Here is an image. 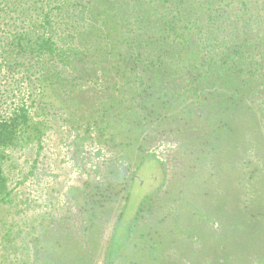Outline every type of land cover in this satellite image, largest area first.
<instances>
[{"label":"rangeland","instance_id":"374dc122","mask_svg":"<svg viewBox=\"0 0 264 264\" xmlns=\"http://www.w3.org/2000/svg\"><path fill=\"white\" fill-rule=\"evenodd\" d=\"M86 1L0 0V11L7 5L0 27L12 34L21 27L14 3L30 20L49 14L56 37H73L65 42L81 53L84 68L100 69L92 81L64 83L69 108L47 115L38 156L35 145L12 152L6 167L12 203L0 206V264H56L55 255L66 250L56 249L57 239L83 229L91 253L71 251L66 264H106L118 237L127 243L112 264H264V0L161 1L180 33L188 22L201 27L177 42L168 37L164 68H140L151 88L152 74L166 83V109L141 128L138 100L104 114L113 105L106 96L120 98L133 86L119 89L118 55L111 58L107 41H99L83 13ZM208 35L231 46L247 40L252 59L245 60V76L224 83L229 73L212 68L199 79ZM107 38L121 52L131 48L130 37Z\"/></svg>","mask_w":264,"mask_h":264},{"label":"trees","instance_id":"16d2710c","mask_svg":"<svg viewBox=\"0 0 264 264\" xmlns=\"http://www.w3.org/2000/svg\"><path fill=\"white\" fill-rule=\"evenodd\" d=\"M160 3L161 5L166 3V0H87L83 10V13L92 17L93 27L99 34L97 35L100 38L99 41H107L109 56L114 58L118 55L116 76L118 82H121L119 89L121 90L124 85L133 86L131 93L125 94L123 91L115 95L120 98L113 97L110 101L106 96L108 104L113 103V105L110 109H103L107 111L104 114L107 115L109 111L117 112L116 106L122 109L127 102L132 104L138 100L141 117L138 115L137 119L140 121L137 123L140 128L144 122L149 121V117L158 114L160 116V109H166V83L161 81L160 76L152 74L154 85L151 88L146 82L149 75L142 74L140 78V68L148 73L154 66L164 68L166 66V43L170 41L168 37H173L171 41L177 42L179 38L187 37L185 34L190 29L201 27L196 23L188 22V27L183 28V32L180 33L172 21H166V12L160 10ZM13 6L17 5L14 3ZM15 7L12 10L16 12L21 21L19 30L16 28L12 34L4 27H0V206L12 203L10 178L6 171L7 165H12V152L35 145L36 156H38L42 150L43 138L50 128L47 115L53 110L69 108L68 102L71 100V94L63 96L64 83L71 84L78 79L79 83L84 79L92 81L93 76H97L100 70L94 68L89 72L84 68L80 58L81 53L65 42V39L69 37H56V31L53 30L54 25L46 21L49 14H45L43 22H38V20L27 18L28 10L15 9ZM126 8L131 10L130 14ZM5 9L7 5L4 4L0 11V20L4 18L1 12L3 14L7 12ZM150 13L157 18L154 24L148 21ZM181 15V11L178 10L175 15L177 22L182 23V19L178 17ZM131 19H135L134 23H130ZM16 20L12 19L13 22H17ZM118 33L131 38L128 43L130 49L121 52L113 40L110 44V39L107 38L110 36L116 37L122 43L121 37L123 36ZM203 37L208 38V43L204 44V50L209 56L202 64V68H206L203 72L204 77L199 75V79H208L211 73H215L212 68L220 75L223 71L229 73L224 76L227 78L222 81L224 83H232L235 77L238 81L239 77L245 76L243 74L245 60L252 59L246 50L249 46L246 39L231 46L221 37L214 35ZM98 44L95 43V50L101 51ZM152 53L157 55L153 57L155 54ZM100 62L101 57L94 64ZM106 70L109 69L104 68L103 71L107 73ZM68 73L77 78L71 79ZM127 73H133L131 82L125 81L128 79ZM135 80L139 81L135 83ZM236 83H233L235 92L232 97L237 96ZM213 90H217L216 85L213 86ZM149 156L155 158L154 154ZM155 160L157 164L163 165L156 158ZM35 165L36 159L33 161V169ZM85 202L86 198L78 202V208H83ZM85 231L87 233L88 229L77 230L73 236L63 235L57 239L56 249L62 246L61 249L66 250L55 255V261L60 259L56 264H66L72 252L80 257L91 253L93 245L87 247L90 243L86 244ZM121 240L120 237L112 240L106 252V264H112L119 250L126 245L127 242L124 243Z\"/></svg>","mask_w":264,"mask_h":264}]
</instances>
